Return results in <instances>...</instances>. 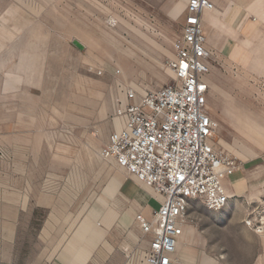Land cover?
<instances>
[{"label":"rangeland","instance_id":"obj_1","mask_svg":"<svg viewBox=\"0 0 264 264\" xmlns=\"http://www.w3.org/2000/svg\"><path fill=\"white\" fill-rule=\"evenodd\" d=\"M255 1L227 0L203 22L215 148L240 169L264 159V4ZM179 2L0 0V264H71L78 252L86 264H143L136 217H150L160 197L100 152L129 91L172 83ZM249 173L224 211L190 205L177 264L264 263V185L246 187L263 184V171ZM114 176L125 178L117 193Z\"/></svg>","mask_w":264,"mask_h":264},{"label":"built area","instance_id":"obj_2","mask_svg":"<svg viewBox=\"0 0 264 264\" xmlns=\"http://www.w3.org/2000/svg\"><path fill=\"white\" fill-rule=\"evenodd\" d=\"M215 10L214 0H187L182 33L169 62L172 83L142 95L129 91L115 111L123 127L108 135L100 152L162 199L150 217H136L148 242L143 264H177L190 205L198 202L210 212L224 211L231 200L224 182L240 170L214 143L211 52L202 18Z\"/></svg>","mask_w":264,"mask_h":264},{"label":"bare ground","instance_id":"obj_3","mask_svg":"<svg viewBox=\"0 0 264 264\" xmlns=\"http://www.w3.org/2000/svg\"><path fill=\"white\" fill-rule=\"evenodd\" d=\"M186 2V0H180V2L179 3H177V7H176V9H178V8H180L179 7V5H181V2ZM227 0H214V2L215 3H217V5L219 6V7H223L224 9H229L230 7H231V5L229 4V3H227L226 2ZM217 9V8H216ZM170 70V69H169ZM171 72V71H170ZM172 73V72H171ZM126 100V99H125ZM124 100V101H125ZM123 101V102H124ZM114 118H115V122H114V125H115V128H116V130H118V129H121L122 127H123V124H124V122H123V120H121V119H117L116 117H115V113H114ZM216 134V133H215ZM102 160L103 161H105V162H107V163H109V162H114L113 160H110V159H104V158H102ZM115 163V162H114ZM116 164V163H115ZM117 165V164H116ZM121 169V168H120ZM122 170H124V169H122ZM125 171V170H124ZM125 178L123 177V176H119V177H117V176H114V178H113V183H114V185H113V191L115 192V193H117V192H119L120 191V189H121V187L123 186V184H124V180ZM139 182V181H138ZM139 183H141V182H139ZM103 210V209H102ZM107 210V209H106ZM103 215H105V214H103ZM184 233H185V229H184ZM184 235V234H183ZM130 236L132 237V239L134 240V241H137L136 243H138V241H139V237L138 236H136V234L134 233V232H131V234H130ZM183 237V236H182ZM181 237V238H182ZM185 237V236H184ZM145 238V237H144ZM180 238V239H181ZM184 239L185 238H183V240L181 239V240H179V242H178V244H177V248H178V251H180L181 252V259L182 260H184V258H186V251H184L182 248L184 247V246H186L185 244H184ZM145 240H146V244H148V242H147V238H145ZM88 242V244L90 245V246H92L93 247V241L92 240H89V241H87ZM86 245V244H85ZM87 248H89V247H87ZM81 250H82V252L84 251V249H83V247L81 248ZM179 253V252H178ZM86 254L85 253H81V252H78L77 253V255H75L74 257H73V260L71 261V264H83L84 263V261L86 260ZM141 258V257H140ZM141 259H143V256H142V258ZM133 261V260H132ZM132 261L130 262L131 264H132ZM134 262V261H133ZM129 263V264H130Z\"/></svg>","mask_w":264,"mask_h":264},{"label":"crops","instance_id":"obj_4","mask_svg":"<svg viewBox=\"0 0 264 264\" xmlns=\"http://www.w3.org/2000/svg\"><path fill=\"white\" fill-rule=\"evenodd\" d=\"M258 1H260V2H262L263 4H264V0H256L255 1V3L256 2H258ZM254 3V4H255ZM253 4V5H254ZM253 5H250L249 7H251V6H253ZM239 6H237V8L235 9V10H237L238 12H240L239 11V8H238ZM262 7H264V6H262ZM216 10L215 11H217L219 8H223V7H219L218 5H217V3H216ZM224 9V8H223ZM215 11H213V12H215ZM213 12H211V13H213ZM207 14V13H206ZM206 14H204L203 15V18H202V21L204 22V17H205V15ZM251 14V13H250ZM252 14H254V13H252ZM255 16V15H254ZM204 25V24H203ZM204 29H205V27H204ZM207 34V33H206ZM207 38H208V35H207ZM208 46L210 47V43H209V38H208ZM253 169H257V170H260L261 172L263 171V184H259V183H250V184H248L246 187H248V186H253V185H257V186H261V185H264V159L263 160H261L260 162H258V163H256L253 167H251V168H247V167H244L243 169H240L237 173H235L234 175L236 176V178H235V182H233V183H228V180L230 179V178H228L225 182H224V184H225V186H226V188H227V190H228V192L229 193H231V188H233V189H235L236 191H242V189H243V187L245 186V184H246V182H247V177H248V173L251 171V170H253ZM234 175H232V176H234ZM258 176V175H257ZM252 178V174L251 173H249V177H248V181L250 180ZM242 182V181H246L243 185H238V182ZM230 182V181H229ZM230 187V188H229ZM158 201V203H161L162 202V199L160 198L159 200H157ZM87 261L88 260H85L84 261V263L83 264H86L87 263ZM217 262L215 261V260H213V259H211V258H208V259H204L203 260V264H216ZM218 264V263H217ZM233 264H236V262H234ZM255 264H258V261L255 263ZM261 264H264V263H261Z\"/></svg>","mask_w":264,"mask_h":264}]
</instances>
